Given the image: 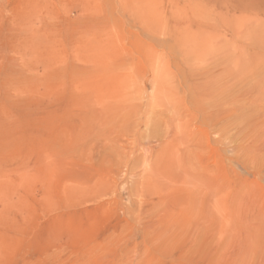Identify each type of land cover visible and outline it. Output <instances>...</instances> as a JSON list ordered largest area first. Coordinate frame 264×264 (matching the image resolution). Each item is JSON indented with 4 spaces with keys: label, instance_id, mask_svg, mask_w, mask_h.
Segmentation results:
<instances>
[{
    "label": "rangeland",
    "instance_id": "374dc122",
    "mask_svg": "<svg viewBox=\"0 0 264 264\" xmlns=\"http://www.w3.org/2000/svg\"><path fill=\"white\" fill-rule=\"evenodd\" d=\"M0 264H264V0H0Z\"/></svg>",
    "mask_w": 264,
    "mask_h": 264
}]
</instances>
